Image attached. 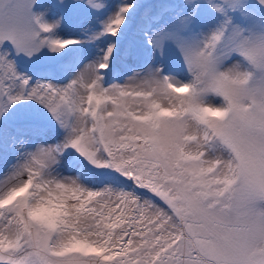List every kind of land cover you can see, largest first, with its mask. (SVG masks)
Wrapping results in <instances>:
<instances>
[{
  "label": "snow or ice",
  "instance_id": "obj_1",
  "mask_svg": "<svg viewBox=\"0 0 264 264\" xmlns=\"http://www.w3.org/2000/svg\"><path fill=\"white\" fill-rule=\"evenodd\" d=\"M0 264H264V0H0Z\"/></svg>",
  "mask_w": 264,
  "mask_h": 264
}]
</instances>
